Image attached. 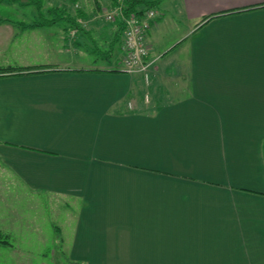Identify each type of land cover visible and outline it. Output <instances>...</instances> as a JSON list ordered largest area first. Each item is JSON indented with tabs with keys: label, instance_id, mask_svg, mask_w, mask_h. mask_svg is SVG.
<instances>
[{
	"label": "crops",
	"instance_id": "crops-1",
	"mask_svg": "<svg viewBox=\"0 0 264 264\" xmlns=\"http://www.w3.org/2000/svg\"><path fill=\"white\" fill-rule=\"evenodd\" d=\"M170 9L182 60L152 59L153 24L148 82L120 49L107 67L71 53L74 30L0 21V67L32 70L0 74V176L75 213L74 263L264 264V0ZM96 16L108 49L115 22Z\"/></svg>",
	"mask_w": 264,
	"mask_h": 264
},
{
	"label": "rangeland",
	"instance_id": "rangeland-1",
	"mask_svg": "<svg viewBox=\"0 0 264 264\" xmlns=\"http://www.w3.org/2000/svg\"><path fill=\"white\" fill-rule=\"evenodd\" d=\"M97 2L101 6L99 10L96 9ZM106 2L107 0H45L44 9L51 6H63L72 14L77 8H82L85 12L95 9L99 26L106 21L103 17L105 13L103 8L108 7L105 5ZM171 2L172 0H163L158 4V7L163 9L164 17L160 24H157L159 21L154 23L156 24L154 27L157 28L154 30V40L150 46L153 48L152 59L163 57L159 60L163 62L173 60L174 68L175 61L182 60V45L180 43L174 45V42L186 25L181 23L172 12V8L170 9ZM0 17L7 19L6 23L11 26L18 27V22L30 23L37 20L39 14L34 5L1 2ZM78 21L86 29L91 27L89 22L83 18H78ZM63 24L65 22L61 20L58 24L48 27L54 31L60 27L62 31ZM58 38L56 34L52 40L58 42ZM21 39L26 40V38ZM32 41L41 45L47 40L38 37L37 40ZM62 41L70 45L71 53H73V47L77 48L79 58L85 62L92 60L91 65L107 67L108 64H115L116 49L114 48L110 56V62L102 59L100 55H103L107 47L105 41L100 39V35L94 32L90 36L79 35L77 38L71 35L68 42L64 39ZM187 42L188 40H184L183 43ZM3 47H0V59L4 57ZM74 221L75 213L64 208L62 199L48 197L45 194L30 195L20 189L15 179L8 173L0 176V238L8 243H0V264H77L72 263L68 258L65 243L69 242ZM57 226L59 230L61 229L60 232ZM63 233L66 235L65 242L62 241Z\"/></svg>",
	"mask_w": 264,
	"mask_h": 264
},
{
	"label": "trees",
	"instance_id": "trees-1",
	"mask_svg": "<svg viewBox=\"0 0 264 264\" xmlns=\"http://www.w3.org/2000/svg\"><path fill=\"white\" fill-rule=\"evenodd\" d=\"M75 1V0H74ZM162 0H124V7L122 9V14H134V15H140L143 14L147 9L155 8L157 9L158 4ZM1 2H7V3H13L17 2L20 4H26V5H34V7L38 10L39 18L37 20H34L30 23L25 22H18L17 25L21 29L25 28H32V27H44V26H53L55 24H58L61 20L65 22L62 27V31L64 33V37H67L69 35L71 30H74L77 34L80 35H87L90 36L91 32L84 28L82 24L78 21V18H83L85 15V12L82 8H77L75 13L72 14L69 12L65 7L63 6H51L44 9L45 0H0ZM117 5L116 0H110V6ZM96 9H101V6L99 3L96 4ZM159 16L152 22L151 26L158 21ZM0 21L6 22L7 19L0 18ZM115 22L116 31L114 37L110 40L109 48L103 51L104 55L110 56L114 48L116 50L120 49V35H122L123 31V22L120 18H118ZM17 71L22 72H30L32 71L30 67H0V74L1 73H8V72H14ZM262 151L264 155V140L262 142ZM0 242H6V240L0 238ZM73 263V262H72ZM77 264H83L78 263Z\"/></svg>",
	"mask_w": 264,
	"mask_h": 264
},
{
	"label": "built area",
	"instance_id": "built-area-1",
	"mask_svg": "<svg viewBox=\"0 0 264 264\" xmlns=\"http://www.w3.org/2000/svg\"><path fill=\"white\" fill-rule=\"evenodd\" d=\"M117 5L105 9L104 19L114 22L118 18L123 22L122 41L120 43V61L124 70L130 74H141L145 82L149 80L150 47L147 42V32L152 22L159 16L155 8L147 9L143 14H122L124 0H116Z\"/></svg>",
	"mask_w": 264,
	"mask_h": 264
}]
</instances>
